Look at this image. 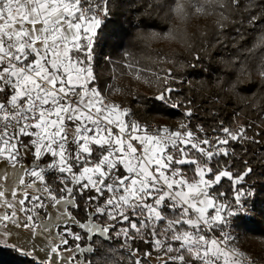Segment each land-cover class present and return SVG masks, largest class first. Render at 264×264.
Returning a JSON list of instances; mask_svg holds the SVG:
<instances>
[{"label": "snow or ice", "instance_id": "6c2138e0", "mask_svg": "<svg viewBox=\"0 0 264 264\" xmlns=\"http://www.w3.org/2000/svg\"><path fill=\"white\" fill-rule=\"evenodd\" d=\"M112 5L0 0V248L27 264H255L234 246L255 206L256 186L246 179L254 169L244 160L234 172L232 160L237 147L244 155L252 145L253 156L264 151L257 139L264 128L220 121L214 136L202 125L194 132L192 99H180L174 86L190 81L171 68L154 74L160 87L150 99L159 111L183 108L188 123L152 127L109 101L111 88L94 66ZM163 7L180 20L215 16L214 42L188 50L197 64L218 54L217 81L230 80L229 91L259 85L248 101L264 119V0L147 5ZM138 19L137 28L154 26L150 11ZM178 37L173 27L137 39ZM224 177L230 198L216 190ZM258 210L264 215V206Z\"/></svg>", "mask_w": 264, "mask_h": 264}, {"label": "trees", "instance_id": "16d2710c", "mask_svg": "<svg viewBox=\"0 0 264 264\" xmlns=\"http://www.w3.org/2000/svg\"><path fill=\"white\" fill-rule=\"evenodd\" d=\"M133 3L135 6L129 7L128 0L113 1V14L106 21L102 34L103 38L97 47L98 54L108 55L116 67L119 68H122L119 61L124 58L125 54H127V60L130 64H133L134 67L139 66L142 68H155L156 58L163 56L175 64L173 71L178 75L193 74L199 77L200 87H198L204 91L203 93L184 84L174 85L182 89L179 95L180 99H184L185 97L192 99L191 108L193 116L190 118L189 126L193 131L197 130V125H202L204 131L209 136L210 134L216 135L212 130L218 126L220 121H223L225 126H230L234 129L248 121H257L259 124L262 123L264 125V119H261L260 115H258L259 110L253 111L248 101V97L251 96L252 92L259 91V85L255 87H244L241 85L236 92H232L228 90L231 84L230 80L225 78L223 84H218L217 77H223V72L220 70L221 66L217 63L220 56L215 53L211 63L207 59L201 61L199 64L195 61L192 63L193 58L188 50V44L196 51H199L205 39L209 42H214L211 35L213 25H207L205 31L198 35L193 34L192 39L194 40H189L188 33L186 32L184 38L180 41L182 43L181 46H167L163 43L155 44L152 40L146 42L142 39H137L138 34H147L149 32L163 34L167 32L170 28L171 16L166 15L168 12L167 7L147 8L148 4H163L164 0H133ZM142 4L145 6L141 7L140 5ZM146 11L152 13L154 26L145 28L141 25L137 28L135 25L139 23L138 18ZM205 33L208 34L206 37L204 36ZM185 39L187 40V44L185 43ZM101 60L100 56L97 61ZM189 62L194 64L195 67H187ZM232 79L234 80L235 77ZM131 85L132 82L130 83ZM158 91L156 90V93ZM139 94L143 98L140 100L141 103L136 100V96L135 98L129 96L126 101H129V107L135 113L134 118L141 120L142 123H148L151 126L167 125L177 128L176 121L183 118L186 119L183 115V108L173 111H159L157 110L159 108L158 102L150 99L152 96L146 97L143 92ZM214 96L217 97L218 101L212 99ZM236 111L240 113L236 115ZM253 134V130L248 131L249 136ZM257 139L264 142V134L258 136ZM255 149L256 146L252 145L249 148V154L244 155L241 149L237 147V157L232 160V164L234 165L232 170L234 172L242 170L244 168V160H247L253 166V173L246 179L249 183H255L256 193L253 197V204L255 206L251 209L252 214L240 222V227L252 241L260 239L261 243H264V215L258 210L264 206V151L253 156L252 153ZM221 163H225L224 158H221ZM185 171H188L189 176H191V172L187 166H185ZM231 188L232 182L227 177L222 178L220 184L216 186V190L223 192L226 198L232 196ZM0 264H27V261L11 249L0 248Z\"/></svg>", "mask_w": 264, "mask_h": 264}, {"label": "rangeland", "instance_id": "374dc122", "mask_svg": "<svg viewBox=\"0 0 264 264\" xmlns=\"http://www.w3.org/2000/svg\"><path fill=\"white\" fill-rule=\"evenodd\" d=\"M209 11L211 12V10ZM214 20H215V16L213 14L203 15V16L193 15L191 18L187 20H180L178 17L172 15L170 28L173 27L176 28V30L180 34V37L183 38L185 33L187 32L188 39L194 40L192 39V35L193 34L198 35L199 33L204 32L205 27L207 25L210 24L214 25ZM180 37H178L175 40L154 39L152 40V42H154L155 44L163 43L167 46L169 45L181 46L182 43H180V41L182 40V38ZM211 51L213 50L211 49ZM100 56L102 60L98 62L97 59ZM106 57L108 58L106 59ZM110 62L112 61L110 60V57L108 55L105 54L101 55L99 53L96 57L94 71L101 85L107 84L111 88V91H107L104 93L107 99L109 101H115L116 103L121 104L123 107L130 106L129 101H126L128 100L129 96H131V98H135L136 96V100H138L139 103H141L140 100L143 98L141 97L142 95L139 94L140 92L145 93L146 97L155 95L156 90H159L160 85L156 80V76L154 74L160 73V75H163L162 72L163 69L171 68L172 70H174L173 66L175 65L169 59H166L163 56H159L155 60V68L134 67L135 70H133V68H129V69H124V72H122L123 71L122 68L118 67L117 69L116 66L113 64L114 62L112 63ZM193 62L194 60L192 61V63ZM187 75H184L183 77H185L187 81H190V84L193 85V88H195L194 85H199V81L194 79V75L192 74H189L188 76ZM131 82L132 85L130 86ZM177 121H178L177 128L181 124L188 123L187 118L179 119ZM253 122H255L256 125H259L260 127L264 128V125L262 123L259 124V122L257 121H253ZM152 127H157V126L153 125ZM211 136L214 135L210 134V137ZM25 163H30V160L26 159ZM250 214H252V211H250ZM234 235L236 236L235 245H234L235 250L238 252H243V258L246 261L254 260L255 264H264V246H263L264 243H261L260 239L252 241L249 238V236L245 235V232L241 227L236 229ZM21 238L22 239L25 238V234L23 232L21 233Z\"/></svg>", "mask_w": 264, "mask_h": 264}, {"label": "built area", "instance_id": "2783aa9c", "mask_svg": "<svg viewBox=\"0 0 264 264\" xmlns=\"http://www.w3.org/2000/svg\"><path fill=\"white\" fill-rule=\"evenodd\" d=\"M106 58H108V57H106ZM111 60V59H110ZM112 61V60H111ZM113 62V61H112ZM112 62H110V63H112ZM109 63V64H110ZM119 63H120V65H121V67H122V69H123V71L122 72H124V69H129V61L127 60V54H125L124 55V58L122 59V60H120L119 61ZM114 64V63H113ZM112 64V65H113ZM115 65V64H114ZM116 66V65H115ZM136 67H139V66H136ZM135 67V68H136ZM117 69H118V67H116ZM140 68V67H139ZM138 68V69H139ZM140 70V69H139ZM193 75V74H192ZM185 78V77H184ZM186 79V78H185ZM194 79H196L197 81H199V85H194L195 86V88H193V85H191V84H189V83H185L184 85L185 86H188V87H190V88H192V89H197L199 92H201V93H203L204 91L203 90H201V88H199L200 87V79H199V77H197V76H195L194 75ZM199 86V87H198ZM213 100H215V101H218V99H217V97L216 96H214L213 98H212ZM240 112L239 111H236L235 112V114L237 115V114H239ZM176 123H178V121H176Z\"/></svg>", "mask_w": 264, "mask_h": 264}]
</instances>
